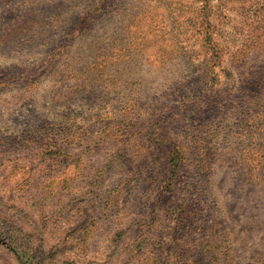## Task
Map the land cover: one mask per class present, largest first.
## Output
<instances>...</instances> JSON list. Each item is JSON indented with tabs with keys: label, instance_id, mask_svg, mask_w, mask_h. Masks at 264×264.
Masks as SVG:
<instances>
[{
	"label": "rangeland",
	"instance_id": "374dc122",
	"mask_svg": "<svg viewBox=\"0 0 264 264\" xmlns=\"http://www.w3.org/2000/svg\"><path fill=\"white\" fill-rule=\"evenodd\" d=\"M0 264H264V0H0Z\"/></svg>",
	"mask_w": 264,
	"mask_h": 264
},
{
	"label": "trees",
	"instance_id": "16d2710c",
	"mask_svg": "<svg viewBox=\"0 0 264 264\" xmlns=\"http://www.w3.org/2000/svg\"><path fill=\"white\" fill-rule=\"evenodd\" d=\"M172 171H175V168L171 167Z\"/></svg>",
	"mask_w": 264,
	"mask_h": 264
}]
</instances>
